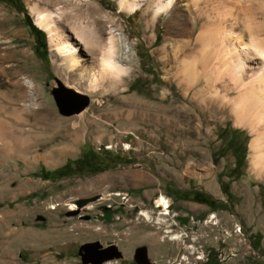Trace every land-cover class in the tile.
Returning <instances> with one entry per match:
<instances>
[{"label": "rangeland", "instance_id": "1", "mask_svg": "<svg viewBox=\"0 0 264 264\" xmlns=\"http://www.w3.org/2000/svg\"><path fill=\"white\" fill-rule=\"evenodd\" d=\"M33 1L0 0L8 13L7 33L0 27L8 56L0 60V124L9 129L0 147V264H83L87 242L116 245L121 257L101 264H264L254 133L211 111L213 91H197L207 65L198 39L208 24L198 14L203 1L181 0L150 19L142 8L125 13L117 0H97L129 42V72L118 87L84 93L88 106L68 116L51 91L56 80L71 88L69 76L33 22ZM180 9L195 17L193 28ZM183 60L195 75L188 84L176 70ZM161 199L167 214L155 203Z\"/></svg>", "mask_w": 264, "mask_h": 264}, {"label": "bare ground", "instance_id": "2", "mask_svg": "<svg viewBox=\"0 0 264 264\" xmlns=\"http://www.w3.org/2000/svg\"><path fill=\"white\" fill-rule=\"evenodd\" d=\"M179 1L181 0H117V3L121 12L135 13L142 8L145 15L150 13V19H154ZM201 1L202 6L198 7L197 4L200 9L198 14H204L208 24L197 35L198 39L204 41L201 59L207 65L205 67L203 64L202 73L197 75L202 81L198 94L205 90L213 91V101L217 105V108L211 107L213 113L225 112L234 116L235 124H247L250 127L254 133L249 143L250 167L258 175L264 174V18H260L264 17V0ZM219 4L225 5L223 10H213L215 14H212L210 10ZM29 9L34 24L47 34L55 65L69 76L71 88H77L83 93H95L99 88L105 90L107 87H118L123 76L129 72L127 57L131 48L127 38L112 23L111 17L103 11L99 1L42 0L40 4L38 0H34ZM180 11H183L182 19L193 28L195 17L185 15L187 10ZM7 14L0 8L3 34L7 33V29L2 26V22L6 24L8 20ZM6 57L7 54L0 53V60ZM189 63L183 60L176 69L178 79L187 84L195 76L189 71ZM5 125L0 124V147L9 143V129ZM112 177L114 178L113 175H103L100 180ZM156 204L161 205L164 214L168 213L169 205L164 199ZM142 215L147 220L152 219L147 211H143ZM161 221L162 218L157 216L156 222ZM171 237L178 239V235Z\"/></svg>", "mask_w": 264, "mask_h": 264}, {"label": "water", "instance_id": "3", "mask_svg": "<svg viewBox=\"0 0 264 264\" xmlns=\"http://www.w3.org/2000/svg\"><path fill=\"white\" fill-rule=\"evenodd\" d=\"M56 83L57 87H54L51 93L60 114L65 116L77 114L88 106L90 100L86 94L64 86L59 80H56ZM97 246H101V244L98 242H87L81 245L80 259L83 264H101L106 260L121 257V253L117 250L116 245L110 244L99 251V253L105 254L98 259H93L92 255L99 254L94 251V248Z\"/></svg>", "mask_w": 264, "mask_h": 264}, {"label": "flooded vegetation", "instance_id": "4", "mask_svg": "<svg viewBox=\"0 0 264 264\" xmlns=\"http://www.w3.org/2000/svg\"><path fill=\"white\" fill-rule=\"evenodd\" d=\"M109 245H110V244H109ZM109 245H107V246H102V245H101V246H97V247L94 248V251H96V252L99 253V251H100L101 249H104V248L108 247ZM117 250H118V249H117ZM118 251H119V250H118ZM108 253H109V252H108ZM108 253H107V254H108ZM143 253H144L143 250H141V252H140V254H139V257H138L139 259L142 258ZM103 254H105V253H99V254H97V255H92V258H93V259H96V258L98 259V258H99L100 256H102Z\"/></svg>", "mask_w": 264, "mask_h": 264}, {"label": "trees", "instance_id": "5", "mask_svg": "<svg viewBox=\"0 0 264 264\" xmlns=\"http://www.w3.org/2000/svg\"><path fill=\"white\" fill-rule=\"evenodd\" d=\"M29 24L33 27V24H32L31 22H29ZM70 162H71V161L68 160V162H67V164H66L65 167H68V166H69L68 164H69ZM65 167H63V168H59V169H55V170L52 171V173H60ZM102 169H103V167H102ZM95 170H98V168H97V169H93L92 171H95ZM195 200H196V201H199V202H203V203H208L207 200H199V199H197V198H195ZM210 202H212V200H210Z\"/></svg>", "mask_w": 264, "mask_h": 264}, {"label": "crops", "instance_id": "6", "mask_svg": "<svg viewBox=\"0 0 264 264\" xmlns=\"http://www.w3.org/2000/svg\"><path fill=\"white\" fill-rule=\"evenodd\" d=\"M156 200V199H155ZM157 201V200H156ZM155 202V201H154ZM156 203V202H155ZM156 205V204H155ZM155 207V206H154ZM156 208V207H155Z\"/></svg>", "mask_w": 264, "mask_h": 264}, {"label": "built area", "instance_id": "7", "mask_svg": "<svg viewBox=\"0 0 264 264\" xmlns=\"http://www.w3.org/2000/svg\"><path fill=\"white\" fill-rule=\"evenodd\" d=\"M126 197L125 195L123 196V198Z\"/></svg>", "mask_w": 264, "mask_h": 264}]
</instances>
